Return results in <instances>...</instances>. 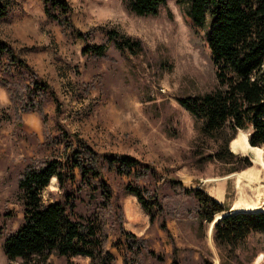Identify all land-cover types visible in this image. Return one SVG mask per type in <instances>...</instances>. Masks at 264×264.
Here are the masks:
<instances>
[{
    "label": "rangeland",
    "instance_id": "374dc122",
    "mask_svg": "<svg viewBox=\"0 0 264 264\" xmlns=\"http://www.w3.org/2000/svg\"><path fill=\"white\" fill-rule=\"evenodd\" d=\"M68 1L77 29L87 32L97 28L92 42L103 41L98 28L107 25L140 38L143 53L126 58L110 47L105 58H87L82 54L84 42L50 18L42 0H0L6 7V15L0 16V44L12 50L0 58V82L6 80L15 86L37 80L54 89L59 101L50 100L44 108L52 137L60 135V125L70 134L69 139L77 134L101 157L128 154L156 168L159 177L147 178L142 184L154 188L165 179L176 178L185 187L203 188L231 211L237 198L234 178L228 177L225 164L197 162L192 150L200 143V121L179 103L182 96L211 92L217 86L205 30L186 17L177 0H167L156 16L134 14L126 0ZM11 54L17 61L24 60L20 64L23 75L10 65ZM240 131L249 133L250 129ZM234 153L251 160L249 168L257 174L255 182L261 192L259 205H264V166L252 152ZM63 154L62 142L45 144L39 114L20 112L0 83V227L4 235L23 221L19 173L27 165H39ZM103 176L124 210V228L147 238L141 264H264V257L257 261L261 254L264 256V234L250 235L234 253H228L209 237V225L201 231L195 219L181 217L167 219L172 234L168 236L159 222L149 223L137 198L125 193L130 178L118 176L107 167ZM51 191L54 195L49 194ZM163 193L172 196L167 186ZM43 197L61 200L58 183L50 182ZM179 199L191 205L183 196ZM80 211L86 212V207ZM117 237L118 230L110 232L108 246L122 264L123 252L112 246ZM50 261L89 264L84 256H52ZM0 264H20L7 260L2 240Z\"/></svg>",
    "mask_w": 264,
    "mask_h": 264
},
{
    "label": "trees",
    "instance_id": "16d2710c",
    "mask_svg": "<svg viewBox=\"0 0 264 264\" xmlns=\"http://www.w3.org/2000/svg\"><path fill=\"white\" fill-rule=\"evenodd\" d=\"M42 1L50 18L63 29L72 30L84 42L82 54L87 58H105L110 47L126 58L143 53L140 38L107 25L98 28L103 41L92 42L97 28L87 32L77 29L68 0ZM126 1L130 11L139 16H156L167 5V0ZM177 3L187 18L205 30L216 69L217 86L213 91L179 98L180 105L200 121V143L193 148V156L200 164L227 165L228 174L243 171L252 166L251 160L230 149L238 132L250 129V145L264 146V0H177ZM4 15L6 7L0 4V16ZM11 51L0 44V58L10 55ZM10 57V65L23 75L20 64L24 60L17 61L12 54ZM0 83L7 89L11 101L19 105L20 112L39 114L45 144L55 146L62 142L64 152L62 157L27 165L19 173L18 197L23 207V221L7 235L0 227L2 250L9 262L53 264L52 256L67 259L84 256L89 264H118L108 246L110 232L118 230L112 246L123 252L122 264H141L147 238L124 228V210L104 179V167L130 178L124 187L125 193L136 197L149 223L159 222L168 236L172 235L166 223L168 218H193L198 229L204 231L220 214L223 216L214 225L213 241L228 253H234L250 235L264 234V210L231 213L203 188L185 187L176 178L165 179L164 184L151 188L141 183L147 178L159 177L151 165L128 154L101 157L77 134L69 139L70 134L60 125V135L52 137L44 108L50 100L56 103L59 100L46 82L32 80L30 84L23 82L15 86L6 80ZM52 177H56L61 200L43 197ZM165 186L172 196L163 193ZM182 196L190 206L181 203ZM82 206L86 207L84 213L80 211ZM148 253L155 256L152 250Z\"/></svg>",
    "mask_w": 264,
    "mask_h": 264
},
{
    "label": "bare ground",
    "instance_id": "6f19581e",
    "mask_svg": "<svg viewBox=\"0 0 264 264\" xmlns=\"http://www.w3.org/2000/svg\"><path fill=\"white\" fill-rule=\"evenodd\" d=\"M249 133L240 131L236 138H234L230 143V148L233 152L248 154L252 152L255 159L261 165L264 166V146L262 147H253L249 143ZM262 166V167H263ZM228 177L234 178L235 188L237 190V198L234 204V207L230 211L232 212H256L264 210V205H259L260 201V187L256 184L255 178L257 174L254 169L248 168L240 172L231 173ZM217 179H209V181H216ZM219 180V179H218ZM217 180V181H218ZM52 184L56 185V177H52ZM129 208V207H128ZM130 209V208H129ZM219 218L223 214L217 215ZM213 227L214 223L210 224L208 234L209 237H213ZM263 254H261L257 261L261 262L263 259Z\"/></svg>",
    "mask_w": 264,
    "mask_h": 264
},
{
    "label": "water",
    "instance_id": "95a60500",
    "mask_svg": "<svg viewBox=\"0 0 264 264\" xmlns=\"http://www.w3.org/2000/svg\"><path fill=\"white\" fill-rule=\"evenodd\" d=\"M221 218V217H220ZM220 218H218L217 216L215 217V220H214V224L220 219Z\"/></svg>",
    "mask_w": 264,
    "mask_h": 264
},
{
    "label": "crops",
    "instance_id": "0c3cea01",
    "mask_svg": "<svg viewBox=\"0 0 264 264\" xmlns=\"http://www.w3.org/2000/svg\"><path fill=\"white\" fill-rule=\"evenodd\" d=\"M218 201V200H217ZM219 202V201H218ZM221 203V202H220Z\"/></svg>",
    "mask_w": 264,
    "mask_h": 264
}]
</instances>
